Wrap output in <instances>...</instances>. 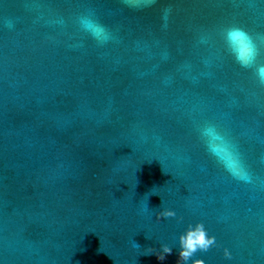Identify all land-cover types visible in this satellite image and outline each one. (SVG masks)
<instances>
[{"label":"water","instance_id":"obj_1","mask_svg":"<svg viewBox=\"0 0 264 264\" xmlns=\"http://www.w3.org/2000/svg\"><path fill=\"white\" fill-rule=\"evenodd\" d=\"M232 26L264 63V0H0V264H177L198 222L216 244L194 258L264 264V84ZM206 124L251 182L208 152Z\"/></svg>","mask_w":264,"mask_h":264},{"label":"clouds","instance_id":"obj_2","mask_svg":"<svg viewBox=\"0 0 264 264\" xmlns=\"http://www.w3.org/2000/svg\"><path fill=\"white\" fill-rule=\"evenodd\" d=\"M168 9L165 10V18ZM80 28L88 33L98 44L103 45L113 39L109 29L94 19L91 13L79 16ZM11 27V21L7 22ZM166 27V25H165ZM224 39L228 50L235 60L245 68L255 67V74L259 83L264 84V63H258L257 57L260 49L247 31L241 27L232 26L224 30ZM199 135L204 141L208 152L214 156L219 163L235 178L245 182H251V176L245 169L240 153L235 146L221 134L215 125L206 124L199 129ZM176 213L172 209H163L156 212V219L175 217ZM216 244L214 235H210L203 223L189 224L178 237V260L177 264H205L202 258H194L197 252H206ZM134 246H139L134 241ZM151 249V248H149ZM161 251L157 253V259L164 260L165 254H171L172 248L167 244L161 246ZM154 250L147 251L151 253ZM224 255L230 259L231 254L228 249H224Z\"/></svg>","mask_w":264,"mask_h":264}]
</instances>
